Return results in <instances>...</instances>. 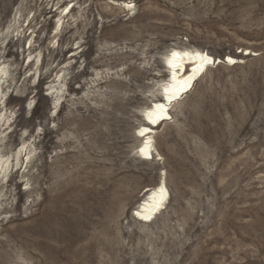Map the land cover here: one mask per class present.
Wrapping results in <instances>:
<instances>
[{
	"label": "rangeland",
	"instance_id": "1",
	"mask_svg": "<svg viewBox=\"0 0 264 264\" xmlns=\"http://www.w3.org/2000/svg\"><path fill=\"white\" fill-rule=\"evenodd\" d=\"M174 48L240 62L209 67L142 161ZM0 75V157L29 152L0 166V264H264V0H0ZM161 179L167 208L136 220Z\"/></svg>",
	"mask_w": 264,
	"mask_h": 264
},
{
	"label": "bare ground",
	"instance_id": "2",
	"mask_svg": "<svg viewBox=\"0 0 264 264\" xmlns=\"http://www.w3.org/2000/svg\"><path fill=\"white\" fill-rule=\"evenodd\" d=\"M72 10H73V8L69 12L67 11L68 13H66L65 16H69L70 13L72 12ZM247 54H248V52H245V55H247ZM216 60H217V58H214L209 52H207L206 50H200V49H178V48H174L171 51V54L167 55L166 62L170 65V68L168 71V79H166L161 84V86L159 87V90L161 91L162 95L159 96L160 97L159 99L154 100L143 111V114H142L143 125L138 128V133L135 132V135L137 137H139L142 141L141 144L139 145L138 149H137V152H136L142 161H149L150 159L153 160L155 158L157 151H156V148H154L153 142H154V134L156 132V129L158 127H160L163 123L169 121V120H167L168 118L172 119L171 111H172L173 107L176 105V103L179 102V100H177V99L185 91H187L186 95L188 93H190L193 90V88L195 87L197 81L200 80L204 76V74L208 71V69H209L208 65L213 63V66H214ZM218 60L219 61L217 64L225 63L227 65H235L236 63L240 62L239 60H236L235 57H233L231 55H226V57L223 59L218 58ZM187 62L191 63V66H192L191 69L186 68ZM230 62L231 63L233 62L234 64H231ZM166 67H168V66H166ZM184 68H186V70L183 73ZM146 73L148 75H152L150 72L146 71ZM1 78H2V76L0 75V80H1ZM137 81H139V80H137ZM136 97H137V95H136ZM28 153H29L28 147H26L24 145L17 152L16 157L14 159L12 158L13 160L11 159L12 162L10 160H4L3 157L1 156L0 157L1 169H3L4 165H7L8 170L7 169L6 170L7 171L10 170L11 172L15 168L17 170L21 169L23 167V165H21V160ZM30 163H31V160H29L25 164V170H28ZM23 164H24V162H23ZM83 167H85V166H83ZM81 171H83V170H81ZM62 182H63L62 178H57L56 183L54 185H52V187L54 188L56 185H61ZM104 184H106V183H104ZM105 188H104V190H105ZM146 189H147L146 192L142 194V200L139 202L138 206L136 208H134V211L132 212V216L136 220H138L142 223L153 222L154 220H156L158 218V216L160 214H162V212L167 208V203H168V198H167L168 189H167L166 182L163 179H161V181L158 183V185H156L154 188H146ZM125 190L126 189H124V192H125ZM102 191H103V189H102ZM122 192H123V190L121 191V193ZM90 199L91 198H89V200ZM120 199H121V197H120ZM115 200H117V199L115 198ZM85 201H87V200H85ZM105 201H106V199H105ZM105 201H103V202L101 201V203H104ZM113 202L115 203L114 200H113ZM98 203H100V202H98ZM85 204H87V203H85ZM89 206H91V205L89 204ZM66 207H67V205H66ZM81 207H82V205H81ZM107 212H108V210H107ZM109 212H110V210H109ZM58 213H56V214H58ZM96 213H99V212H96ZM92 215L93 214H91V216ZM62 217H63V215H62ZM60 219H61V217H60ZM67 219H68V217H67ZM62 222H63V220H62ZM63 226H65V225H63ZM102 240H104V238ZM10 264H22V263H10Z\"/></svg>",
	"mask_w": 264,
	"mask_h": 264
},
{
	"label": "water",
	"instance_id": "3",
	"mask_svg": "<svg viewBox=\"0 0 264 264\" xmlns=\"http://www.w3.org/2000/svg\"><path fill=\"white\" fill-rule=\"evenodd\" d=\"M218 59V58H217Z\"/></svg>",
	"mask_w": 264,
	"mask_h": 264
}]
</instances>
